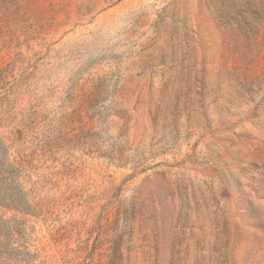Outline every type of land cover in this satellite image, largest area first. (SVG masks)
Masks as SVG:
<instances>
[{
  "label": "rangeland",
  "instance_id": "obj_1",
  "mask_svg": "<svg viewBox=\"0 0 264 264\" xmlns=\"http://www.w3.org/2000/svg\"><path fill=\"white\" fill-rule=\"evenodd\" d=\"M7 224L45 264H264V0H0Z\"/></svg>",
  "mask_w": 264,
  "mask_h": 264
},
{
  "label": "trees",
  "instance_id": "obj_2",
  "mask_svg": "<svg viewBox=\"0 0 264 264\" xmlns=\"http://www.w3.org/2000/svg\"><path fill=\"white\" fill-rule=\"evenodd\" d=\"M11 181L12 179L5 180L4 178L6 185ZM1 197L11 202L12 195L5 194ZM5 228L3 235L0 231V264H45L39 261L40 253L33 249L25 239L24 232H18L10 224H7ZM15 235H19V237H15Z\"/></svg>",
  "mask_w": 264,
  "mask_h": 264
}]
</instances>
